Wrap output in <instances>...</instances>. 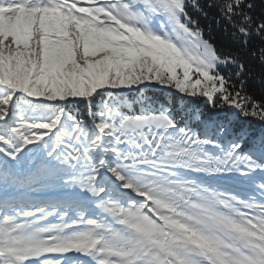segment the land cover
I'll list each match as a JSON object with an SVG mask.
<instances>
[{"label": "snow or ice", "instance_id": "obj_1", "mask_svg": "<svg viewBox=\"0 0 264 264\" xmlns=\"http://www.w3.org/2000/svg\"><path fill=\"white\" fill-rule=\"evenodd\" d=\"M137 5L166 15L175 42L138 27L146 17ZM189 6L204 10L200 0H0V188L31 174L30 154L44 145L49 159L83 168L66 183L97 198L111 221L81 215L37 227L53 212L11 216L0 207V264H63L69 252L94 264H264V103L220 71L233 65L239 78L245 65L203 38ZM208 7L219 9L245 49L259 40L252 54L264 66V13L254 19V0ZM54 14L62 24L47 22ZM150 85L206 103L208 111H197L205 135L171 113L123 114L125 92L149 103ZM83 102L90 123L71 110ZM178 170L235 174L255 194L243 199ZM81 226L79 235H60Z\"/></svg>", "mask_w": 264, "mask_h": 264}, {"label": "trees", "instance_id": "obj_2", "mask_svg": "<svg viewBox=\"0 0 264 264\" xmlns=\"http://www.w3.org/2000/svg\"><path fill=\"white\" fill-rule=\"evenodd\" d=\"M212 0H200V4L204 8L203 12H196L190 6L188 7L189 15L197 21V26L202 31L203 38L208 40L216 48L217 52L222 56H234L239 53V60L245 65V70L239 78H237L238 68L233 65H228L227 67L218 66L220 71L226 76L230 75L233 82L239 86L240 82L243 81L245 85V91L254 100L264 103V66H261L258 55L253 56V52L256 51L261 44L258 39H253L250 41L247 49L241 46L240 40L242 37L238 35H233L234 28L225 21L220 11L216 7L209 8L208 4ZM256 4L255 10L251 13L254 19L259 20L261 13H264V0H254ZM159 19L164 20L163 15L157 14ZM191 27V26H190ZM170 94L158 93L156 95L152 93H147L149 98V103L140 101L139 115H151L161 113V111L166 113H171L174 119H180L185 121L191 119L192 117L197 118V111L203 110L208 111L206 103L202 101H190V97H181L176 95L172 90ZM103 96L97 99V104L103 100ZM133 98H129L132 100ZM139 99V98H138ZM164 108V109H161ZM161 109V110H160ZM71 110L74 114L78 115L80 119L89 122L88 117V106L86 102L77 103L71 106ZM95 110V109H94ZM123 114L127 115L130 113L128 108L122 109ZM212 113H209V117ZM252 124L257 129L260 126V122L252 118ZM234 120V119H233ZM239 122H245L246 118L239 117ZM235 121V120H234ZM196 122L201 124L197 119ZM197 125V124H196ZM202 125V124H201ZM198 128L201 127L197 125ZM203 128V127H202ZM202 133V132H199ZM222 144H226L225 140L221 139Z\"/></svg>", "mask_w": 264, "mask_h": 264}, {"label": "rangeland", "instance_id": "obj_3", "mask_svg": "<svg viewBox=\"0 0 264 264\" xmlns=\"http://www.w3.org/2000/svg\"><path fill=\"white\" fill-rule=\"evenodd\" d=\"M83 10H81V12H82ZM127 91H130L131 93H133L131 90H127Z\"/></svg>", "mask_w": 264, "mask_h": 264}, {"label": "bare ground", "instance_id": "obj_4", "mask_svg": "<svg viewBox=\"0 0 264 264\" xmlns=\"http://www.w3.org/2000/svg\"><path fill=\"white\" fill-rule=\"evenodd\" d=\"M183 178V177H182ZM183 179H185V178H183Z\"/></svg>", "mask_w": 264, "mask_h": 264}]
</instances>
